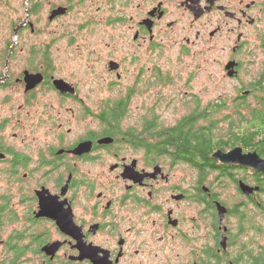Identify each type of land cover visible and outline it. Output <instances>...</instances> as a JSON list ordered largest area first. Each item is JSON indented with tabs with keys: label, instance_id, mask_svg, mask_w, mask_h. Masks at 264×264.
Instances as JSON below:
<instances>
[{
	"label": "flooded vegetation",
	"instance_id": "obj_1",
	"mask_svg": "<svg viewBox=\"0 0 264 264\" xmlns=\"http://www.w3.org/2000/svg\"><path fill=\"white\" fill-rule=\"evenodd\" d=\"M24 2L11 33L45 10L49 41L0 47V264H264V172L214 158L264 161V0ZM98 25L121 34H98L86 68L53 61ZM172 84L186 111L167 121Z\"/></svg>",
	"mask_w": 264,
	"mask_h": 264
},
{
	"label": "rangeland",
	"instance_id": "obj_2",
	"mask_svg": "<svg viewBox=\"0 0 264 264\" xmlns=\"http://www.w3.org/2000/svg\"><path fill=\"white\" fill-rule=\"evenodd\" d=\"M25 2L24 0H0V47L2 46H6L7 43L9 41H13V43L17 42L18 39V44L17 47L18 49L23 47L25 48L26 46H36V45H41L44 42L48 43L49 40L46 39V11L44 10L42 13H40L38 16L34 17L33 19L35 20V22H38V33L37 34H29V32L23 33L22 35L18 36L17 35H13L11 33L10 30V26H12V24L15 23H20L24 17H25ZM81 14L79 13V15L76 16H72L68 18V21L70 23H74V22H78ZM100 25H98L96 28H98V32H94V33H82L80 35H77L74 43L72 45H68V39L66 38H62L58 41H56V43H54L52 45V47L50 48V53H51V57H53V61L62 64V67H68L70 70L68 72H76L77 68L79 67V64H82V69L86 68V62L91 63L92 60L90 58H92V56L88 53V50H90L91 48H89V46L91 45L92 42H94L97 38L98 34H102L104 35L105 39L104 41L109 42L108 38L110 35H113L114 37H118L121 33L118 29H111V28H106L104 26H102V29L99 27ZM86 32V31H84ZM57 34V33H56ZM122 37V35H121ZM114 42V41H113ZM111 45V42H110ZM21 46V47H20ZM4 48H2L3 50ZM22 49V48H21ZM110 50V47L108 48H102L101 50V54L102 57H104V54L108 53V51ZM1 52V51H0ZM61 65H59L60 67ZM91 66V65H89ZM56 67H58L56 65ZM182 72V71H181ZM83 74L84 71H83ZM91 76V75H90ZM89 76V77H90ZM185 77V76H184ZM107 80H104V82L106 83L107 81L110 82V78L106 77ZM103 79H101V81L99 80H94V79H85L82 82H86L84 83L85 85L82 84V88L83 91H91L93 89L91 88H96L99 92H101L102 90L105 89V83L102 81ZM123 84L126 83V81L122 82ZM180 83H182L180 81ZM121 84V86L123 87L124 85ZM194 84V88L193 92L194 93H198L200 89L203 88V86H206L208 84H210L209 80L201 77H196V79L193 82ZM205 84V85H204ZM212 86V85H211ZM210 86V87H211ZM180 85L178 84L175 86L172 84L171 86H167L165 88V90L168 91V93L164 92V97L163 100L168 101L169 99H172L173 101L171 103H169V105H174L175 107L173 109H164V114L166 116V120L168 121H174L175 118L178 116L180 117L185 111V107H183V104H186V99H182L180 97L181 93L179 90ZM212 88V87H211ZM221 87H219L220 90ZM220 92L216 91L214 88H212L211 90H209L208 92L204 93V94H200L201 96V102H205L206 100H209L210 102H215L216 100H218L219 94ZM6 93L2 94V97L5 95ZM166 94V95H165ZM168 94V95H167ZM40 101L38 103L39 107L36 110V115L38 121H39V126L38 129H36L34 135L38 138H42L43 136V129L40 128L41 127V121H40V116L39 114L41 112H37L41 110L42 107V94H38ZM100 94H99V98H100ZM88 98L89 101L88 103L90 104V99L91 97L96 98V96H91L87 93H83V98ZM13 99L17 98L15 96H12ZM86 98V99H87ZM224 98V97H223ZM46 100L50 102L48 103H55L54 99L52 97H46ZM16 102V105H18V102ZM163 105H165V102H163ZM202 106V105H201ZM5 111H7L8 113H10L8 111V109H11L10 106L4 107L3 108ZM15 110V109H14ZM34 110V109H33ZM7 113V114H8ZM224 113H221L219 117L223 116ZM22 119V117H19ZM42 141H40V139L36 140L33 142V146H36L37 144L41 143ZM41 145V144H40ZM32 146V147H33ZM181 168H185V167H181Z\"/></svg>",
	"mask_w": 264,
	"mask_h": 264
},
{
	"label": "water",
	"instance_id": "obj_3",
	"mask_svg": "<svg viewBox=\"0 0 264 264\" xmlns=\"http://www.w3.org/2000/svg\"><path fill=\"white\" fill-rule=\"evenodd\" d=\"M27 81L28 83L30 82L29 80ZM31 85H33V82ZM214 158L224 163H241L264 172V161L260 160L255 155H240L239 149H234L228 153L216 152Z\"/></svg>",
	"mask_w": 264,
	"mask_h": 264
},
{
	"label": "trees",
	"instance_id": "obj_4",
	"mask_svg": "<svg viewBox=\"0 0 264 264\" xmlns=\"http://www.w3.org/2000/svg\"><path fill=\"white\" fill-rule=\"evenodd\" d=\"M183 137H185V136H183Z\"/></svg>",
	"mask_w": 264,
	"mask_h": 264
}]
</instances>
